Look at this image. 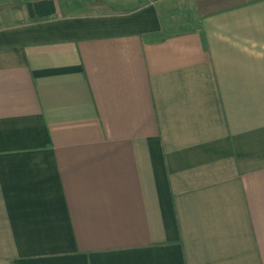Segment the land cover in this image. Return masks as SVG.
Segmentation results:
<instances>
[{
	"label": "crops",
	"instance_id": "0c3cea01",
	"mask_svg": "<svg viewBox=\"0 0 264 264\" xmlns=\"http://www.w3.org/2000/svg\"><path fill=\"white\" fill-rule=\"evenodd\" d=\"M222 1L0 0V264H264V0Z\"/></svg>",
	"mask_w": 264,
	"mask_h": 264
},
{
	"label": "trees",
	"instance_id": "16d2710c",
	"mask_svg": "<svg viewBox=\"0 0 264 264\" xmlns=\"http://www.w3.org/2000/svg\"><path fill=\"white\" fill-rule=\"evenodd\" d=\"M250 1H253V0H223L222 2H224V5H222V8H223V6L224 7L225 6L226 7L241 6L243 4L249 3ZM197 4H198L199 8H201L200 7L201 5H200V2L199 1L197 2ZM209 10L214 11L216 9H208V11ZM198 11H199V14L200 15H203V14H206L207 13L206 11H203V9H198Z\"/></svg>",
	"mask_w": 264,
	"mask_h": 264
}]
</instances>
